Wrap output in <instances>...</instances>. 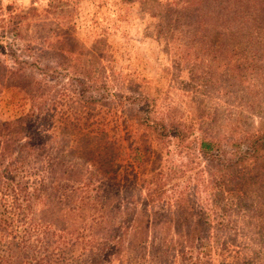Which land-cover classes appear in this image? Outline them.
I'll return each instance as SVG.
<instances>
[{"label": "rangeland", "instance_id": "1", "mask_svg": "<svg viewBox=\"0 0 264 264\" xmlns=\"http://www.w3.org/2000/svg\"><path fill=\"white\" fill-rule=\"evenodd\" d=\"M171 1L25 0L11 4L0 0V83L6 78L4 87L0 85V121L9 122L30 114L32 89L28 82L34 81L46 83L52 89L47 107L57 100L58 109L67 112L79 109L73 101L76 87L70 80L77 76L74 72L89 70L94 72L98 86H107L120 97L119 100L113 97L110 106L94 107L92 113L99 115L91 119L94 128L103 127L107 131L103 137L112 140L116 135L122 146L120 154L132 142L143 148L156 144L150 140L149 130L133 120L143 104L145 110L155 108L152 112L155 118L173 120L195 129L197 135L205 134L212 140H223L222 143L249 130L264 128V87L262 104L252 109L245 97L237 99L233 93L236 87L228 68L216 67L211 57L205 55L198 58L174 54L170 41L179 37L174 39L173 46H183V34H176L181 31L187 36V31L193 29V15L199 13L200 7L207 10V5L200 3L204 0H176L175 5ZM189 1L193 3L187 7ZM235 1L217 0L213 4L207 1L213 20L221 22L220 28L227 27L233 32L236 25L235 31H247L245 36L264 32V10L256 14L255 23L249 18L245 20L247 12L242 10L253 12L256 1L261 0H251L250 7L242 9L235 6ZM229 13H237L235 21H228V16H232ZM239 20L244 24L238 25ZM240 48L253 50V39ZM198 53L202 54L201 50ZM46 67L53 70L51 75L38 69ZM248 78L255 84L263 80L251 73ZM93 94L99 97V93ZM136 98L141 99L139 105H128ZM162 147L164 154L173 150V157L165 154L161 164L165 169L179 165L186 170L192 183L180 188L187 189V199H195L191 193L198 188L195 177L199 164L203 171L201 179L209 177L197 148L185 156V152L174 148V143L165 142ZM5 159L0 155V171L8 164ZM33 160L28 177L23 178L21 173L16 179L7 180V176H12L9 171L0 181V264H58L57 246L72 239L34 214L37 206L40 208L34 192L39 186L36 173H41ZM238 168L218 177L228 181L223 186H228L232 194L236 175L242 169L250 172V177L243 181L247 192L245 203L236 206L240 200L233 199L226 216L211 212L215 226L211 264H264V206L263 210L261 205L258 207L264 200V159L247 160ZM201 196L206 201L205 194ZM16 199L19 205L15 206Z\"/></svg>", "mask_w": 264, "mask_h": 264}, {"label": "trees", "instance_id": "2", "mask_svg": "<svg viewBox=\"0 0 264 264\" xmlns=\"http://www.w3.org/2000/svg\"><path fill=\"white\" fill-rule=\"evenodd\" d=\"M207 1L200 2L207 5V10L200 7L199 13L193 15V29L187 31L188 35L181 31L176 34H183V46H173L179 37H174L170 46L180 57L205 55L211 57L216 67L228 68L237 99L245 97L246 103L257 109L262 104L264 87V32L245 36L247 31H235L236 25L233 32L227 27L221 29V22L219 25L210 14ZM211 1L213 4L217 0ZM250 1L236 0L235 6L249 8ZM192 3L189 1L186 6ZM172 4L175 5L176 0H172ZM263 4L264 0L256 1L253 12L242 9L247 12L244 19L255 23L256 14L264 10ZM229 14L232 16H228V21H235L237 13ZM239 23L244 24L242 20ZM252 39L253 50H241L240 47L247 46ZM38 69L45 71V75L53 73L49 67ZM93 73L89 70L74 72L77 76L70 84L76 87L73 101L79 109L70 112L58 109L57 100L47 107L52 93L49 85L28 82L32 89L30 114L9 122L0 121V155L8 158L5 159L7 166L0 171V181L9 171L12 176H7V180L16 179L21 173L23 178L31 175L32 159L39 166L41 174L36 173L39 186L34 192L40 208L37 206L34 214L49 227L72 238L57 246L58 264H211L215 227L211 212L226 216L233 199L240 200L236 206L245 203L247 192L243 181L250 177V172L242 169L236 175L232 194L228 186H223L228 185V181L218 177L235 172L247 160L264 159V128L256 132L249 130L222 143L223 140H212L205 134L197 135L195 129L173 120L155 118L152 116L155 108L145 110L143 104L133 120L149 130L150 140L156 144L143 148L132 142L129 149L120 154L122 146L116 135L112 140L103 137L107 131L103 127L94 128L91 122L99 115L92 113L94 107L110 106L113 97L117 100L120 97L107 86H98ZM249 73L263 80L250 83ZM2 81L3 88L6 78ZM93 92L99 93V97ZM140 102L141 99L136 98L128 105ZM165 142L174 143V148L185 152V156L197 148L205 163L209 177L201 179L203 171L199 164V174L195 177L198 188L191 193L195 199H187V189L180 188L192 183L186 170L179 165L165 169L161 164L165 154L173 157V150L164 154ZM180 147L186 151H181ZM203 193L206 201L202 199ZM14 205H19L18 199ZM260 205L263 210L264 200L258 204L259 208Z\"/></svg>", "mask_w": 264, "mask_h": 264}, {"label": "built area", "instance_id": "3", "mask_svg": "<svg viewBox=\"0 0 264 264\" xmlns=\"http://www.w3.org/2000/svg\"><path fill=\"white\" fill-rule=\"evenodd\" d=\"M1 1H5V2L11 3V4H21L25 0H1Z\"/></svg>", "mask_w": 264, "mask_h": 264}]
</instances>
